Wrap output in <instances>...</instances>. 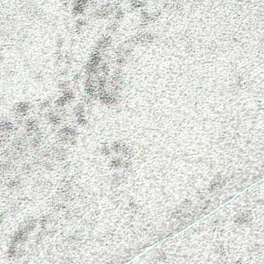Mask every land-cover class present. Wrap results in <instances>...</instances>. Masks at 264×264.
<instances>
[{
  "label": "snow or ice",
  "instance_id": "snow-or-ice-1",
  "mask_svg": "<svg viewBox=\"0 0 264 264\" xmlns=\"http://www.w3.org/2000/svg\"><path fill=\"white\" fill-rule=\"evenodd\" d=\"M0 264H264V0H0Z\"/></svg>",
  "mask_w": 264,
  "mask_h": 264
}]
</instances>
